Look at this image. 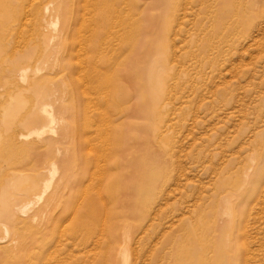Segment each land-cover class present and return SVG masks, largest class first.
I'll list each match as a JSON object with an SVG mask.
<instances>
[{"label": "rangeland", "instance_id": "374dc122", "mask_svg": "<svg viewBox=\"0 0 264 264\" xmlns=\"http://www.w3.org/2000/svg\"><path fill=\"white\" fill-rule=\"evenodd\" d=\"M31 2L0 0V264H264V0ZM48 183L41 231L3 216Z\"/></svg>", "mask_w": 264, "mask_h": 264}, {"label": "bare ground", "instance_id": "6f19581e", "mask_svg": "<svg viewBox=\"0 0 264 264\" xmlns=\"http://www.w3.org/2000/svg\"><path fill=\"white\" fill-rule=\"evenodd\" d=\"M21 1V7H22V9H26V6H28L30 3V5L29 6H31L32 7V2H31V0H20ZM57 1H59V0H57ZM84 1V0H83ZM191 2V1H190ZM74 3H75V1H74ZM85 3V2H84ZM98 5V4H97ZM127 6H128V4H127ZM25 7V8H24ZM83 7H85V6H83ZM30 8V7H29ZM46 10L47 11H49V8L50 7H48V5H46ZM86 8H84L83 10H85ZM17 11L16 10H14L13 11V13H12V15H13V17H14V14L16 13ZM24 12V11H23ZM41 14V12H39L37 15H38V17H40L39 15ZM25 15H26V13H25ZM27 15H29V14H27ZM26 15V16H27ZM25 16V17H26ZM28 18V17H27ZM29 19V18H28ZM121 19V18H120ZM55 26V25H54ZM102 26V28H103V25H101ZM177 26H178V24H177ZM20 27H22V26H20ZM97 28H100L99 27V25H97V27H96V30H97ZM179 28V27H178ZM10 29V28H9ZM21 29V28H20ZM46 29V28H45ZM11 30V29H10ZM70 30V28L69 27H65L64 28V31L65 32H68ZM96 30H95V32H96ZM178 30V29H177ZM78 31V30H77ZM95 32H94V35H95ZM21 33H22V30H21ZM62 33V32H61ZM80 33V32H79ZM78 33V34H79ZM20 34V33H19ZM108 35V34H107ZM79 36V35H78ZM75 37V36H74ZM83 38V37H82ZM68 39V38H67ZM66 39V40H67ZM39 40V39H38ZM42 48V47H41ZM84 49V48H83ZM83 49H81V50H83ZM53 50V49H52ZM80 50V49H79ZM81 50H80V52H81ZM86 50V49H85ZM118 50V49H117ZM57 51V50H56ZM84 51V50H83ZM88 51V50H87ZM15 52V51H14ZM97 52V51H96ZM83 53H85V52H83ZM81 54H82V52H81ZM80 54V55H81ZM83 55V54H82ZM84 56H85V54H84ZM59 59V58H58ZM84 59V58H83ZM114 59V58H113ZM59 61V60H58ZM84 61V60H83ZM86 62V61H85ZM21 63V62H20ZM22 64V63H21ZM86 64V63H85ZM85 64H84V66H85ZM20 71V70H19ZM22 74H23V72H22ZM21 74H19V76H20ZM22 76V75H21ZM20 76V77H21ZM23 76H24V74H23ZM131 77V76H130ZM21 79V78H20ZM23 79V78H22ZM36 79V78H35ZM87 79V77H85V79L84 80H86ZM24 80H26V79H24ZM87 82H89V81H87ZM104 82V81H103ZM24 83V82H23ZM85 84V83H84ZM84 84L82 85L83 87H85L84 86ZM94 84V83H93ZM111 86V85H110ZM87 87V86H86ZM88 88V87H87ZM87 88H85L86 90H87ZM102 88V87H101ZM105 88V87H104ZM85 89H84V91H85ZM106 89H108V87L106 88ZM101 90V89H100ZM111 90V89H110ZM109 90V91H110ZM83 91V92H84ZM89 91V90H88ZM108 91V90H107ZM86 92V91H85ZM84 92V93H85ZM98 92V91H97ZM111 92V91H110ZM99 93V92H98ZM97 93V94H98ZM153 93V92H152ZM86 94V96H87V93H85ZM97 94H95L96 96H97ZM105 95V94H104ZM100 96H101V94H100ZM99 96V97H100ZM98 96L96 97L97 99L99 98ZM87 98H88V96H87ZM89 98H91V96H89ZM88 98V99H89ZM106 98V97H105ZM110 98V97H109ZM87 99V100H88ZM90 100V99H89ZM133 100H134V98H133ZM91 101V100H90ZM97 101V100H96ZM110 101V100H109ZM106 102V101H105ZM87 103V102H86ZM93 103V102H92ZM97 103V105H98V102H95L94 104H96ZM107 103V102H106ZM119 103H121V100H116V102H115V105L116 104H119ZM44 105V104H43ZM107 105V104H106ZM105 105V106H106ZM50 106V105H49ZM48 105L47 106H44L43 108H42V112H43V114L45 115V117L49 120V122H50V124H53L54 122H56L57 120H56V118H55V114L53 113V110H51V108L49 107ZM161 106V105H160ZM97 107V106H96ZM99 107H103V106H101V105H99ZM107 110H108V108H107ZM107 110H106V112H107ZM130 110V109H129ZM96 111H97V109H96ZM99 111V110H98ZM144 112H146V111H144ZM98 113V112H97ZM104 113V112H103ZM100 114H101V112H100ZM107 115H109V114H107ZM85 116V115H84ZM100 117V116H99ZM100 118H102V117H100ZM107 118H109V117H107ZM63 119V118H62ZM59 121V120H58ZM108 123H109V121H107ZM57 124V123H56ZM107 124V123H106ZM105 126V125H104ZM37 128V127H36ZM48 128V127H47ZM111 128V127H110ZM103 129V128H102ZM38 130V129H37ZM43 130V129H42ZM104 130V129H103ZM33 132H34V130H32ZM41 131V130H40ZM40 131H38V132H35L34 134L36 135H41L43 132H40ZM105 132V131H104ZM53 133H55L54 131H53ZM32 134V133H31ZM47 134V133H46ZM43 136V135H42ZM41 136V137H42ZM25 137V136H24ZM30 137V136H29ZM25 138H27V137H25ZM31 138V137H30ZM44 138V137H43ZM32 139V138H31ZM113 141V140H112ZM27 144V143H26ZM112 144H114V142L112 143ZM109 145H110V143H109ZM112 148V147H111ZM115 148V147H114ZM113 150V149H112ZM111 151V150H110ZM96 154V153H95ZM108 159V158H107ZM88 160V159H87ZM53 166V165H52ZM55 168H56V166H54ZM172 167V166H171ZM53 168V167H52ZM57 169V168H56ZM45 170V169H44ZM162 172V171H161ZM17 173V172H16ZM21 173V172H20ZM19 173V174H20ZM51 173V172H50ZM55 173V172H54ZM34 175V174H33ZM38 175V174H37ZM48 181V180H47ZM42 183V182H41ZM45 185V184H44ZM9 186V185H8ZM49 186H50V183H48V184H46V187H45V189L41 192V193H39V194H36L35 193V195H33V196H31L30 198H27L25 201H23L22 203H16L15 201H8L6 204H5V206H4V209H5V211H4V213H3V216L5 217V218H10V217H12V218H18L19 219V217H23V218H25L24 220L26 221H28L29 223H33V222H36V221H38L39 223H40V231L42 230L41 229V225L44 223V220L43 219H47L46 217L49 215V211H50V205H49V200L47 201V203H46V205L44 206V207H41V204H42V202H43V200H44V198H45V195L47 194V192H48V190H49ZM40 189V188H39ZM1 191V190H0ZM56 192V191H55ZM54 192V193H55ZM51 194H52V192H51ZM158 195V194H157ZM81 199H83L82 197H81ZM123 199H124V197H123ZM225 200V199H224ZM56 202V201H55ZM80 202H81V200H80ZM105 202V201H104ZM103 202V203H104ZM223 203V202H222ZM231 202H226V205H229ZM47 204H48V207H47ZM112 204H113V202H112ZM108 205V204H107ZM104 206H105V204H104ZM33 207V208H32ZM49 208V209H48ZM52 210V209H51ZM107 212V211H106ZM58 213V212H57ZM109 214V213H108ZM107 214V215H108ZM59 215V214H58ZM105 215H106V213H105ZM57 216V215H56ZM75 217V216H74ZM107 217V216H106ZM55 218V217H54ZM108 218V217H107ZM102 219V218H101ZM102 220H104V221H106L105 220V218L104 219H102ZM101 220V221H102ZM109 221V220H108ZM69 222V221H68ZM96 222V221H95ZM104 224V223H103ZM105 224H107V222H105ZM2 225V224H1ZM5 225V224H4ZM63 225V224H62ZM61 226V225H60ZM67 226V225H66ZM101 226V225H100ZM3 227V226H2ZM7 227V226H6ZM106 227V226H105ZM8 228V227H7ZM68 228V227H67ZM10 229V228H9ZM106 229V228H105ZM38 231V230H37ZM10 232V231H9ZM8 233V232H7ZM99 233V232H98ZM63 234H64V232H63ZM122 234V233H121ZM7 236H9L8 234H7ZM10 237V236H9ZM3 239V238H2ZM51 239V238H50ZM109 240V239H108ZM102 241V240H101ZM17 242V241H16ZM31 242V241H30ZM61 242V241H60ZM99 243V242H98ZM101 244V243H100ZM126 244V243H125ZM27 245V244H26ZM43 245V244H42ZM59 246V245H58ZM123 246V245H122ZM33 247V246H32ZM36 247V246H35ZM53 247V246H52ZM121 247V246H120ZM121 248H123V247H121ZM37 249V248H36ZM39 250V249H38ZM41 250V249H40ZM51 251V250H50ZM50 251L48 252V253H50ZM121 251V250H120ZM41 252V251H40ZM57 252H59V251H57ZM118 252V251H117ZM42 253V252H41ZM47 253V254H48ZM52 253H54V252H52ZM52 253H50V255H52ZM9 254V253H8ZM29 254V253H28ZM46 254V255H47ZM56 254H58V253H56ZM59 254H61V253H59ZM58 254V255H59ZM120 254V253H119ZM42 255V254H41ZM50 255H49V257H50ZM48 256V255H47ZM54 256H55V254H54ZM53 256V257H54ZM59 256H61V255H59ZM44 257H46V256H44ZM49 257H47V259H49ZM11 258V257H10ZM51 258V257H50ZM12 259V258H11ZM46 259V260H47ZM45 259H39L38 261H37V263H32V264H51L50 262H48V261H46ZM51 260H52V258H51ZM104 260V259H103ZM14 261V260H13ZM27 260H24V262H26ZM30 261V260H29ZM43 261H46V262H43ZM62 261V260H61ZM23 262V263H24ZM57 262V261H56ZM108 262V261H107ZM107 262H106V264H107ZM16 263V262H15ZM59 263H60V261H59ZM28 264H30V263H28Z\"/></svg>", "mask_w": 264, "mask_h": 264}]
</instances>
